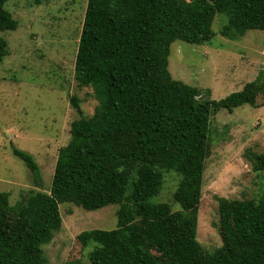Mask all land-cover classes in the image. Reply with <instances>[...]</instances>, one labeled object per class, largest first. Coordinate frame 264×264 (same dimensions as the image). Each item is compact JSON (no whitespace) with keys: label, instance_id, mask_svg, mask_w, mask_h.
Listing matches in <instances>:
<instances>
[{"label":"trees","instance_id":"trees-1","mask_svg":"<svg viewBox=\"0 0 264 264\" xmlns=\"http://www.w3.org/2000/svg\"><path fill=\"white\" fill-rule=\"evenodd\" d=\"M8 1L0 0V32L18 28L5 9ZM218 14L228 16L221 31L227 38L264 32V0H88L75 79L99 104L85 117L79 99H70L80 117L59 151L50 193L35 192L16 204L0 193V264H48L44 247L60 231L59 207L66 203L86 211L119 206L116 229L78 237L83 246L95 245L91 264H264V194L219 199L222 246L208 252L197 240L212 116L264 107L258 103L264 74L216 101L169 72L172 44L209 43ZM8 53L0 37V65ZM12 148L39 184L34 157ZM253 161L264 174V153ZM165 172L180 179L178 212L150 201L160 194Z\"/></svg>","mask_w":264,"mask_h":264},{"label":"rangeland","instance_id":"rangeland-1","mask_svg":"<svg viewBox=\"0 0 264 264\" xmlns=\"http://www.w3.org/2000/svg\"><path fill=\"white\" fill-rule=\"evenodd\" d=\"M88 0H9L5 9L18 21L15 31L0 32L8 42V56L0 65V193L12 204L35 192L50 193L58 154L71 139V125L80 115L70 99L77 97L85 117L97 106L91 88L75 79V62ZM226 14L213 23L216 36L207 44H172L169 72L175 80L220 101L242 91L264 74V32L253 30L235 39L222 34ZM264 97V96H263ZM260 97L258 103L263 102ZM209 155L198 209L197 240L214 252L222 246L219 199L259 200L264 174L253 168V157L264 153V107L249 105L233 113L222 110L211 118ZM32 155L40 183L16 157L13 148ZM180 179L164 173L160 194L150 201L180 211L174 194ZM62 227L44 247L48 264H91L95 245L83 246L78 237L92 230L117 228L118 205L86 211L61 204Z\"/></svg>","mask_w":264,"mask_h":264}]
</instances>
